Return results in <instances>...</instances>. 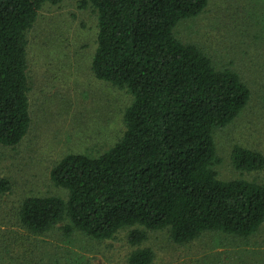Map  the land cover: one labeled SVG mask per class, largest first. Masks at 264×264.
Wrapping results in <instances>:
<instances>
[{"label": "trees", "instance_id": "1", "mask_svg": "<svg viewBox=\"0 0 264 264\" xmlns=\"http://www.w3.org/2000/svg\"><path fill=\"white\" fill-rule=\"evenodd\" d=\"M0 0V143L20 144L32 122L28 32L47 2ZM98 13L96 76L133 96L123 136L97 155L69 153L52 168L67 190L26 198L23 225L44 233L70 220L69 231L109 238L125 227L141 245L149 230L169 229L178 243L208 231L248 236L264 223V182L222 179L215 131L232 123L251 91L238 72L218 68L209 53L182 40L176 28L209 0H84ZM235 167L264 170L261 151L236 145ZM4 189L9 188L2 182ZM138 247L132 264H151Z\"/></svg>", "mask_w": 264, "mask_h": 264}, {"label": "rangeland", "instance_id": "2", "mask_svg": "<svg viewBox=\"0 0 264 264\" xmlns=\"http://www.w3.org/2000/svg\"><path fill=\"white\" fill-rule=\"evenodd\" d=\"M98 32V13L84 0L45 3L28 32L33 122L20 144L0 143V264H132L138 247L154 251L151 264H264V223L248 236L208 231L186 243L174 241L167 228L149 230L141 245L130 240L139 225L109 238L71 232L70 220L44 233L23 225L19 211L26 198L68 196L52 180L58 160L69 153L97 155L125 132L133 96L94 73ZM176 33L249 86L247 106L215 131L216 168L222 179L264 182V170H240L232 160L236 145L264 154V0H209L200 15L181 21Z\"/></svg>", "mask_w": 264, "mask_h": 264}]
</instances>
